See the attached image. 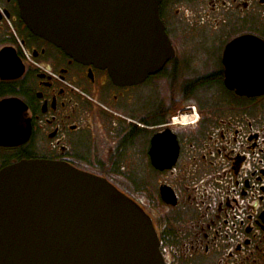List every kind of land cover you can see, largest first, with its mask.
<instances>
[{
	"label": "flooded vegetation",
	"instance_id": "af4514ba",
	"mask_svg": "<svg viewBox=\"0 0 264 264\" xmlns=\"http://www.w3.org/2000/svg\"><path fill=\"white\" fill-rule=\"evenodd\" d=\"M159 13L167 59L126 82L0 0V171L47 160L108 179L151 217L165 264H264V0Z\"/></svg>",
	"mask_w": 264,
	"mask_h": 264
},
{
	"label": "water",
	"instance_id": "95a60500",
	"mask_svg": "<svg viewBox=\"0 0 264 264\" xmlns=\"http://www.w3.org/2000/svg\"><path fill=\"white\" fill-rule=\"evenodd\" d=\"M162 0H20L36 34L136 82L163 65ZM157 164L158 161L154 160ZM0 264H165L151 217L108 179L68 163L0 171Z\"/></svg>",
	"mask_w": 264,
	"mask_h": 264
},
{
	"label": "built area",
	"instance_id": "2783aa9c",
	"mask_svg": "<svg viewBox=\"0 0 264 264\" xmlns=\"http://www.w3.org/2000/svg\"><path fill=\"white\" fill-rule=\"evenodd\" d=\"M194 120H195L194 118L188 117L186 115H181V119H180L181 123H187L189 121L193 122Z\"/></svg>",
	"mask_w": 264,
	"mask_h": 264
}]
</instances>
